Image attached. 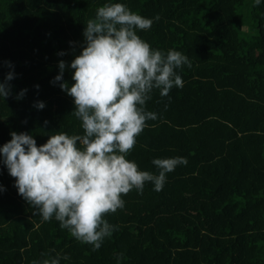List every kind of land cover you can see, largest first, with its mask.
<instances>
[{
	"label": "trees",
	"instance_id": "trees-1",
	"mask_svg": "<svg viewBox=\"0 0 264 264\" xmlns=\"http://www.w3.org/2000/svg\"><path fill=\"white\" fill-rule=\"evenodd\" d=\"M107 2L0 0V81L14 72L11 93L0 98V145L13 131L38 146L56 132L83 133L73 98L53 78L60 60L79 54L84 24ZM112 2L152 19L137 31L150 47L190 62L175 70L182 87L163 97L153 90L145 107L157 119L146 121L126 158L152 173L153 158L187 163L166 174L160 191L146 183L122 195L124 207L105 214L116 229L96 251L54 218L34 215L0 163V264L56 255L59 264H264V0ZM72 71L63 73L69 85Z\"/></svg>",
	"mask_w": 264,
	"mask_h": 264
},
{
	"label": "clouds",
	"instance_id": "clouds-1",
	"mask_svg": "<svg viewBox=\"0 0 264 264\" xmlns=\"http://www.w3.org/2000/svg\"><path fill=\"white\" fill-rule=\"evenodd\" d=\"M252 3L259 5L261 0ZM151 24L152 19L120 2L109 0L98 7L95 17L84 24L79 54L67 65L60 60L53 78L73 98L71 113L83 133L56 132L38 146L32 134L13 131L11 139L0 145V163L15 178L18 194L34 209V215L45 222L54 218L93 251L116 229L105 214L124 207L122 195L133 189L142 193L146 183L160 191L166 174L187 163L181 156L153 158L158 171L152 173L126 158L146 121L157 119L145 107L153 90L163 97L173 86L182 87L175 70L190 66L179 51L154 49L137 34ZM5 64L13 67L10 61ZM66 67L74 70L70 85L63 80ZM13 77L10 70L0 81V98L11 93ZM35 107L42 109L44 102L37 101ZM59 260L56 255L33 264H59Z\"/></svg>",
	"mask_w": 264,
	"mask_h": 264
}]
</instances>
